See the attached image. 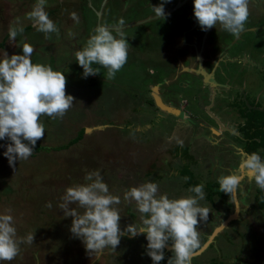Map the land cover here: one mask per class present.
Masks as SVG:
<instances>
[{"label": "rangeland", "instance_id": "374dc122", "mask_svg": "<svg viewBox=\"0 0 264 264\" xmlns=\"http://www.w3.org/2000/svg\"><path fill=\"white\" fill-rule=\"evenodd\" d=\"M145 1L142 0L138 8H134L135 5L132 3L128 4L131 6L115 3V6H121V11L113 16L106 13L100 16L89 6L91 3L85 1L83 3L79 0H47L45 10L59 31L50 33L46 38L45 34L37 31L27 18V13L32 10L36 0H0V43H4L3 46L0 45V56L3 51H6L9 57L13 54H23L22 45L24 43L32 45L35 49L31 57L33 63L51 65L53 70L63 72L66 77V95L75 98L72 108L62 119H52L46 115L40 118L45 127V135L37 141L33 155L28 160H17L15 168L9 165L7 157L3 154L10 141L0 142V214L11 209L10 214L14 217L17 236L26 237L29 233H33L35 237L32 245H21L20 254L13 261H0V264L134 263L147 247L148 241L144 235L133 237L135 239L123 236L115 252L105 249L99 256H91L87 253L82 240L76 238L70 231L73 218L65 217L59 208L61 197L67 187L88 183L84 179L87 173L99 170L104 182L109 186L110 193L121 198L118 207L121 215L119 223L123 230L130 224L140 223V213L136 211L135 202L123 200L124 192L131 187L145 182H155L159 185L160 193L168 194L169 198L191 195L187 192L191 187L189 179L185 181V176L182 177L178 173L184 169L180 158L171 156L177 149L178 152L186 153L182 155L184 158L188 156L193 158L194 147L189 141L191 139L189 135L198 139L199 133L200 139L196 146L205 151L207 157L205 159H209L211 165L213 164L211 157L216 155L220 161L224 160L221 164L227 167L233 164L231 167L238 169L239 172L238 163L248 156L244 149L242 156L235 153L234 157L232 136L221 133L215 126L213 127L216 132L202 128L200 122L207 119L213 123L214 117L208 108L202 110L195 99L190 100L187 119L184 118L185 115L180 117L179 111L177 115L167 114V110H160L156 104L155 94L152 95L150 90L152 86L157 92L158 86L149 84L151 78L148 74L154 71V66L158 62L164 61L163 56L170 60L168 59L170 56L166 55L163 48L160 50L158 48L166 43L172 33L178 31L182 18L189 15L185 12L187 10L185 6L167 14L164 19L149 20L154 13L151 5L157 6L158 3L159 6L161 0ZM257 1L258 3L255 2L257 4L264 3V0ZM110 5L111 3L106 6L105 2L94 4L96 8L101 6L105 11H109ZM165 6L166 3L164 8ZM262 10L264 4L258 9L249 8L245 31L239 37L219 28L211 34V40H216L214 43L216 49L225 50L230 56L238 55L242 59L250 60L245 64L223 62L220 65L223 72L219 74V79L232 85L246 82L248 89L252 91L249 95L251 104L264 90V11ZM72 12L78 14L79 23L71 19ZM147 12L151 13L147 21L144 20V23L135 27L129 26L128 22L134 21L131 18L138 19L148 14ZM120 18L125 20V32L129 43L127 63L112 80L106 78L107 70L103 68L98 75L84 78V70L76 61L75 52L83 48L97 25L115 24ZM189 19L192 23L193 18L189 16ZM17 22L24 27V32L18 34L16 42L12 43L9 41V28L16 27ZM184 23L186 24L185 21ZM69 32L73 35L69 36ZM166 44L168 46V42ZM171 44L175 47V42L172 41ZM181 52L185 57H193L185 50ZM252 61L256 64L253 65ZM175 63L177 65V62ZM176 65H171L174 71ZM209 66L213 69L212 64ZM155 68L165 75V71L161 68L158 66ZM182 74L185 77L184 82L190 79L193 83L202 84L201 78L197 79L189 72ZM159 77L162 80L163 76ZM159 85L163 87L160 83ZM206 86L205 88L208 89V85ZM195 87L196 84L192 88ZM193 92V90L165 88L161 89L160 93L164 99L162 101L172 106L165 101L173 100V105H180L184 98H193ZM207 92L209 91L206 90ZM230 92L231 90L225 91V94ZM262 95L264 97V93ZM227 104L225 99V107ZM237 104L242 115L246 107L238 102ZM229 113L230 110L225 114L224 120L229 119L231 125L235 119L245 120L244 116ZM251 115H254L258 123L264 121V111L261 109L252 111ZM194 122L196 125H192ZM82 128L86 129L83 137L77 142H72ZM244 129L241 128V131H245ZM260 134H258L260 140L264 139V133L260 132ZM237 136L234 142L244 148L246 145L243 138L241 135ZM208 139L220 140V147L212 146ZM200 140L204 143H200ZM227 143H231L230 146H227ZM261 154L264 156V149H261ZM235 164H238L237 167ZM207 168L208 166L203 162L196 164L195 173L200 175L196 176L194 181L201 183L208 176H213L214 172L209 174ZM203 171H208V174L206 172L202 175ZM246 174L247 171L241 169L243 178ZM221 175L225 174L222 172ZM250 186L248 192L243 193L242 196L241 206L246 209L244 212L238 210V215L243 218L242 221L245 223L244 220L249 219L250 222H246L247 225L236 220L230 223L210 247L206 239H200V247L195 252L202 246L206 249L202 254L192 258L191 264H264V208H249V205L258 203L255 195L258 188L254 180ZM211 194L214 199L218 196ZM207 198L208 196L205 195V199L200 201L201 206L207 207L210 211L207 222H201L197 226L200 234L205 232L212 221L218 222L212 225V228L219 227L227 215L235 210L232 205L234 196L224 193L221 198L227 205V212L217 220L216 209H221L220 205L223 203L216 199L212 203ZM49 202L52 204L51 208L46 206ZM173 255V252L167 255L160 264H168V260ZM147 261L153 264L150 256H147L145 264H148Z\"/></svg>", "mask_w": 264, "mask_h": 264}, {"label": "clouds", "instance_id": "9594fccd", "mask_svg": "<svg viewBox=\"0 0 264 264\" xmlns=\"http://www.w3.org/2000/svg\"><path fill=\"white\" fill-rule=\"evenodd\" d=\"M167 2L170 0H162L159 6L151 5L157 18H165L164 4ZM46 3L47 0H36L27 18L47 38L50 33H58L59 29L49 18ZM70 16L76 23L80 22L76 12ZM194 16L202 31L219 27L239 37L245 31L249 16L248 0H194ZM124 26L123 18L113 25H97L83 48L75 52L76 61L84 70V78L98 75L103 68L107 70L106 78L112 80L124 67L129 54ZM23 32L24 27L17 22L16 27L9 28V41L15 43L18 34ZM34 50L32 45L24 43L23 54L9 57L3 51L0 56V140L10 141L3 154L13 168L17 160H28L37 141L44 137L45 127L40 118L46 115L62 119L75 100L72 95H66L63 72L53 70L51 65L33 63L31 57ZM206 81L213 84L210 79ZM239 167L247 171L249 181L254 180L257 187L264 191V158L259 153L249 154ZM84 179L88 183L66 188L59 208L65 217L73 218L70 231L82 240L89 255L99 256L105 249L115 252L123 236L144 235L148 241L147 255L153 264H160L165 259L164 250L169 241L172 242L174 255L168 264H191L195 251L200 247L197 226L207 222L210 212L200 204L206 195L204 184L189 187L187 192L191 195L180 198L161 194L155 182L131 187L124 192L123 200L135 202L140 223L130 224L121 230L118 207L121 198L110 193L99 170L87 173ZM187 179L185 177V181ZM242 180L243 177L234 171L220 176L217 183L221 192L232 196ZM46 206L51 208V202ZM11 211L7 209L0 214V261H13L20 254L21 245H32L35 238L33 233L26 237L17 236Z\"/></svg>", "mask_w": 264, "mask_h": 264}, {"label": "flooded vegetation", "instance_id": "af4514ba", "mask_svg": "<svg viewBox=\"0 0 264 264\" xmlns=\"http://www.w3.org/2000/svg\"><path fill=\"white\" fill-rule=\"evenodd\" d=\"M79 1H84L87 2L89 4L90 7H92L94 9V11L97 13V15L99 14L100 16H102L103 14H107L109 16H113L114 14L118 13V11L121 9V6L118 7V6H115L114 4L117 3L118 5H120V3H122L123 5H126V6H131V5H128V4H134V8H138L139 7V3L142 2V0H79ZM92 1V2H91ZM144 1V0H143ZM153 1V0H151ZM105 2V5L107 6L109 3H111L110 5V8H109V11H105L104 8L102 10V7L100 6L99 8H96L94 6V4H97V3H103ZM147 2V0L145 1ZM258 1L257 0H248V7H256L258 9L259 6H262L264 3L261 4H257L255 3ZM260 2V1H259ZM73 3H75V1H73ZM156 3V1L154 2V4ZM161 3H162V0H161ZM157 6H158V3H156ZM187 6V10L185 11L186 13H188V15L190 17L193 18V21L192 23H190V19H189V16H184L181 20V27H179L178 31L174 32L171 34V36H169L170 38L167 39L166 43L168 42V46L171 48V49H174L175 48V52H178V51H187V53L189 54H192L193 57H184L185 59H182V64H179V66L176 65V59H172L171 61L170 60H167L164 58L163 56V60L164 61H161V62H158L157 65L155 66H158L159 68H161L163 71H165V75L155 68L154 66V71L152 72H149L148 76L151 78V81L149 82V84H154L153 86H158V84L160 83L161 85L163 84L164 86L162 87L163 89H171L174 90V89H181V90H193V98L191 99H187V98H184L183 100H185L186 102L180 104V105H173V100H170V101H165L171 105H173L174 107H179V108H182L183 106V111L182 113L180 114V117L184 114V110L185 108H189L191 105H190V100L192 101L193 99H195V101L198 102V106H200L202 108V110L206 109V107L209 105V104H214V100H216L215 98L217 97V99L219 98L220 100L218 101V104L219 106L221 107V109L224 111H228L230 110V114H233L235 115V113L237 114V116H240L241 115V111L239 110L240 108L237 106V102L244 105L243 107H246L247 109H249V112L251 110H259L261 109L262 111H264V97H263V93H264V90L261 91V93H259V96L257 97V100L255 102H253L251 104L250 102V98H249V95L252 94V91L250 89H248V85L247 83L245 82H242V83H238L237 85L233 83V85L227 81H221L219 78V74L222 73V68L220 69V66L218 67V69L216 68L217 66V63L218 61H220L222 59L221 62H224L226 61V63H241V59H240V56H230V55H226L224 56V53L222 52H219V48L216 49V46H212L214 49L210 50L211 47V44L214 42V40H211V34H212V31L216 29V27H213L210 30L208 31H202L201 30V27L200 25L198 24L195 16H194V0H170V2H167L166 3V6H165V16L171 12H175L177 10H179L180 8H183ZM105 7V6H104ZM189 7V9H188ZM119 8V9H118ZM127 8V7H126ZM262 9V8H261ZM121 11V10H120ZM124 10H122L123 12ZM264 10H262L263 12ZM121 12V13H122ZM148 13V12H147ZM261 13V12H260ZM102 14V15H101ZM153 14V18L150 17V19H158L155 15V13H152ZM151 13H148V14H144L142 15L141 17H139L138 19H132L131 20H134L133 22L129 23V26L130 27H135V25H139L141 23H144V20L147 21V18L148 16H150ZM115 19V18H114ZM113 19V20H114ZM129 20V21H131ZM141 21V22H140ZM184 21L186 22V24L184 23ZM111 23H109L110 25ZM108 25V24H107ZM113 25V24H111ZM126 26H124L125 28ZM173 41V43L175 42V47H173V45L171 44V42ZM164 44L163 46H160L158 49L160 50L161 48H163L162 50L165 51L166 55H167V50H166V47H167V44ZM172 45V47L170 46ZM134 48V47H132ZM221 51V50H220ZM185 55V54H184ZM149 56L151 57V55L149 54ZM223 56V57H222ZM171 57V56H170ZM170 57L168 59H170ZM179 57V56H178ZM177 57V58H178ZM180 58V57H179ZM242 58V57H241ZM181 59V58H180ZM167 60V61H166ZM166 61V62H165ZM188 61V62H187ZM165 62V63H164ZM250 62L247 61L245 59V61H243L242 63H248ZM253 65L256 64V62L252 61ZM164 63V64H163ZM163 64V65H162ZM210 64H212L213 66V69L210 68ZM171 65H176V70L178 72V82H176L177 80H172V82L169 81L170 77L172 75V72L174 71V67L172 69V66ZM189 65V66H187ZM221 65V64H220ZM195 66V67H194ZM264 66V65H263ZM169 67H171L170 69H168ZM179 67L182 69V72H181V69L179 70ZM187 67V69L185 70L184 68ZM191 67H194V68H191ZM208 67V69H207ZM263 69V68H262ZM203 71H206L208 74H211L212 78H213V84L211 83H206L208 84V89H206L205 87L206 84L204 83L205 82V76L203 73H201ZM264 70V69H263ZM184 72H189L190 74H193L195 75V77L198 79V78H201V81H202V84H199V83H193L192 81H190V79L186 80L184 82ZM169 74V75H168ZM159 76H163L162 80L159 79L160 77ZM170 83V84H169ZM165 84H166V87H165ZM177 84V86H176ZM196 84V87L195 88H192L194 85ZM176 87V88H175ZM174 88V89H173ZM204 88V90H203ZM153 87L151 86V90L150 92H152V95H153ZM206 90L209 91L206 93ZM230 94L227 93L225 94V91H230ZM162 97V96H161ZM255 97V96H254ZM214 98V100H213ZM210 100L209 104L208 105H205L203 101H207V100ZM225 99L226 101L228 102L227 106L225 107L224 105V102H225ZM224 101V102H222ZM237 101V102H236ZM178 108V109H179ZM243 110V109H242ZM164 111V110H162ZM167 114H169V112H167ZM172 114V113H170ZM163 115V114H161ZM166 115V113H165ZM164 115V116H165ZM188 116V115H187ZM188 117H185V119H187ZM214 119V123L216 124L217 128L221 129V125L216 121L215 117L213 118ZM245 120H236L234 121L233 125H229L227 124L226 122H223V120L220 118L221 122L224 123V125H226L227 127L237 131L239 134L238 135H241V137L243 138L245 144H246V137L244 134H242L243 131H241V128H243L246 124H247V118H243ZM211 122H209L207 119L206 121L204 122H200V125H203L202 128L204 130H212V127H211ZM143 128V127H142ZM225 133H228L229 131H224ZM230 133V132H229ZM233 132H231L232 134ZM236 135V133H233V135ZM199 133H198V139H200L199 137ZM238 137V136H237ZM189 138H192V135H189ZM240 138V139H242ZM196 137V139L193 138L192 139H189V141H191L192 143V146L194 147V153H193V158L191 159L189 156L188 157H183L182 155L186 154L185 152H178V150L176 149L175 152L171 155V156H174L175 155V158L176 157H179L180 158V162L182 163L184 169L185 168H188V169H191V171H189L188 173H184V175H182V172L184 171V169H182V171H179L178 173L183 177H187L188 179L191 178V180L194 182L193 185H191V187L193 186H196L198 184H204L205 187H204V191H205V194L208 196L209 195V192L211 191H214V195H218L215 199L218 200V201H221L223 204L220 205L221 209H216V214H217V220H218V217H222L223 214H225L227 212V205L222 201V196L224 195V192H221L219 190V184L217 183V180L221 175V173L223 172L225 175H228V174H231L232 172H237L239 175H241V169L239 170V172L237 171L238 169L234 168V167H231L233 164H231V166L227 167L223 164H221L222 162L219 161V158L217 159L216 155H213L211 158H215L213 164L214 166H212L211 164L209 165V159H205V151L202 149V148H198L196 145H197V142H199ZM177 142V140H175ZM203 140H200V143L202 142ZM204 143V142H202ZM220 140L219 141H215V144L217 147H220ZM189 151V148L187 149ZM245 151L247 152V154L249 155L250 153L245 149ZM198 154H201V156H199ZM260 155L262 156L263 154H261V151H260ZM170 156V157H171ZM169 157V158H170ZM207 158V157H206ZM199 162H203L204 164H206L208 166L207 170H209V174L213 173L214 172V175H210L208 176L205 180H203L201 183L199 181H194L196 178V176L200 175L198 173H195V170H194V166L196 164H198ZM241 163V161H240ZM240 163L238 164H235V166L237 167L238 165V168H240ZM231 167V168H230ZM203 169V167L201 168ZM187 170V169H185ZM218 170H220L219 172H217ZM231 170V171H230ZM228 171V173H226ZM207 174H208V171H206ZM206 172H201L202 175ZM246 177L243 178L242 182H241V185L240 187L237 189V191L233 194L234 198H233V204L234 205V211L232 213H234L236 211V197H237V200H238V205H239V211L241 212H244L245 211V207H242L241 205L243 204V193H247L248 190L250 189V185L252 183V181H249L247 179V174L245 175ZM202 177V176H201ZM212 186L211 188L209 186ZM258 188V187H257ZM258 192L255 194L256 195V200L257 199V195H259V188L257 189ZM236 194V196H235ZM213 195V196H214ZM242 198V199H241ZM208 199V198H207ZM214 198H209L208 201L214 203L215 201ZM261 208L263 209V207L260 206L259 203H254V204H251L249 205V208ZM260 210V209H259ZM228 214L227 215V218L232 214ZM239 213V212H238ZM226 218V219H227ZM238 219H241V221L243 220L242 217H240V214L237 216V218H234L232 219L230 223H232V221H235V220H238ZM225 220V219H224ZM216 221V220H215ZM215 221H212L213 223ZM244 221H246L247 223H249V219H245ZM211 222V223H212ZM223 222V221H222ZM221 222V223H222ZM245 222V223H246ZM242 223H244L242 221ZM244 223V224H245ZM247 223L245 225H247ZM228 224V225H229ZM251 225V224H250ZM253 226V225H252ZM228 227V226H227ZM226 229V227L224 228V230ZM223 231V230H222ZM221 231V232H222ZM206 229H205V232H203V234H200V239H206V242L209 240L211 234H206ZM170 245V248H165L164 250V255L167 256L169 254H171L173 251H172V242L169 241L168 243ZM214 242L211 245H213ZM209 246V247H210ZM147 253V247L146 249L144 250V253L142 254L141 258H140V261L137 262L136 264H144L143 263V259L145 257Z\"/></svg>", "mask_w": 264, "mask_h": 264}, {"label": "crops", "instance_id": "0c3cea01", "mask_svg": "<svg viewBox=\"0 0 264 264\" xmlns=\"http://www.w3.org/2000/svg\"><path fill=\"white\" fill-rule=\"evenodd\" d=\"M217 28H219V27H216V29ZM216 29L215 30H213V31H216ZM210 31H211V29H210ZM214 43H216V40H214V42L211 44V47L212 46H215V44ZM212 49H214L213 47L212 48H210V50H212ZM166 50H167V54L169 55V56H171L170 57V60H174V59H176V62H177V65H179V64H182V59H185L184 57V53H182V52H180V51H178V52H175L176 50L174 49V50H171V48L169 47V46H167L166 47ZM215 50V49H214ZM221 50V49H220ZM219 50V52H223L224 53V56H226V55H229L228 53H227V51H225V50H221L220 51ZM181 58H179V57ZM178 57V58H177ZM223 57V56H222ZM187 58V57H186ZM240 59H241V63L243 62V61H245V59L246 58H241L240 57ZM247 60V59H246ZM222 61V59L220 60V61H218V63H217V69H218V67L220 66V64H222L223 62H221ZM248 61V60H247ZM224 62H226V61H224ZM245 64V63H244ZM195 67V66H194ZM194 67H191V68H194ZM185 70L187 69V68H184ZM207 69H208V67H207ZM170 75H172L171 77H170V79H169V81L170 82H172V80H177L178 79V72H177V70H175V71H173L172 72V74H170ZM210 80L213 82L214 80H213V78L211 77L210 78ZM176 82H178V80L176 81ZM205 84L207 83V81L205 80V82H204ZM170 84V83H169ZM166 85V84H165ZM162 86H164L163 84H162ZM161 89H163L162 87H160V85L158 84V91L157 92H155V89H154V87H153V94H157V95H159L160 97L162 96V94L160 93L161 92ZM161 99L162 100H164L163 99V97H161ZM216 100H214V98H213V100L215 101L214 102V104H209V102H210V100L208 99L207 101H205L204 102V104L205 105H208L206 108H208V110L213 114V117H218L219 119L221 118L222 120H223V122H226L227 124H229L230 126H231V124H230V122H229V119H228V121H226V120H224V116H225V114H227V111L226 112H223V110L221 109V107L219 106V104H218V101L220 100L219 98L217 99V97L215 98ZM167 103V102H166ZM159 107V106H158ZM160 108V110L162 109V110H165V109H163V108H161V107H159ZM174 108H179V107H174ZM168 111V110H167ZM166 111V112H167ZM182 111H183V107L182 108H179V116H180V114L182 113ZM185 112H184V114H185V117L187 116V115H189V110H188V108H185V110H184ZM169 113H172V114H174V115H177L176 113L177 112H170V111H168ZM221 112H223V114L221 115ZM230 114V113H229ZM215 115V116H214ZM232 115V114H231ZM184 117V118H185ZM222 122V123H223ZM211 124V127H212V130L214 131V132H216V130L214 129V127L213 126H215L216 128H217V126H216V124L213 122V123H210ZM192 125H196L195 124V122H194V124L192 123ZM223 125H224V123H223ZM224 126H226V125H224ZM217 130L218 131H220L221 133H223V134H226V135H229V136H232L233 138V143L231 144V143H227V146H230V144L233 146V149H234V151H233V155H234V157L236 156V154L235 153H237L238 154V156H242L244 153H243V150L245 149V147L243 148V146L241 145V144H236V142H234V140L236 141V136L235 135H233V134H231V132L229 133H225L224 131H227V130H225V129H222V127H221V129H219V128H217ZM205 135V134H204ZM225 135V136H226ZM192 138H193V140H194V136H192ZM191 138V139H192ZM196 139V138H195ZM232 139H230V140H232ZM208 141H211L210 139H208ZM211 143H212V146H216V144H215V141H211ZM210 143V144H211ZM231 155H229V157H230ZM238 158V157H237ZM237 158H234V159H237ZM212 159V158H211ZM215 159V158H214ZM213 159V162L215 161ZM217 159H218V157H217ZM220 161V160H219ZM224 161V160H223ZM223 161H220V162H222L223 163ZM211 163H209V165H210ZM236 221H239V222H241L242 223V221L241 220H236ZM235 221V222H236ZM232 222H234V221H232ZM215 223H218L217 221H215L214 223L212 222V223H210L207 227H206V234H208L209 235V231H211V235H210V238H209V240L206 242V243H208L209 241H210V239H212L211 241H210V243L208 244V247L210 246V244H212L213 242H215L216 241V239L219 237V235H221L225 230L223 229V231L222 232H219V233H217L216 235H213V233H214V230L217 228H212V225H214ZM213 230V231H212ZM212 235H213V237H212ZM128 237H130V236H128ZM136 237H138V236H136ZM212 237V238H211ZM130 238H132V239H135V238H133V237H130ZM203 247V246H202ZM207 247V248H208ZM204 252V250L201 252V253H199V254H202ZM199 254H196V255H193V258H195L197 255H199ZM141 256L142 255H140V257H139V259L136 261H134V263H130V264H136L137 262H139L140 261V258H141ZM147 253H146V255H145V257L144 258H142L143 260V263L145 264L146 262V260H147ZM166 257V256H165ZM193 260V259H192ZM147 263L148 264H152V262H148L147 261Z\"/></svg>", "mask_w": 264, "mask_h": 264}, {"label": "trees", "instance_id": "16d2710c", "mask_svg": "<svg viewBox=\"0 0 264 264\" xmlns=\"http://www.w3.org/2000/svg\"><path fill=\"white\" fill-rule=\"evenodd\" d=\"M28 27H31V26H28ZM0 45L3 46L4 43H0ZM94 83H96V82H94ZM252 111H258V110H251L249 112V111H247V108H245V112L242 111V116H244V118H247V124L243 127V128H245L244 129L245 131L243 132V134L245 135L246 141H247L245 144L246 145L245 148L250 154L252 152H257L260 154L261 149H264V139L260 140L258 134H260V132L264 133V121L263 122L261 121V123H258L257 119L254 118V115H251ZM85 131H86V129L82 128L79 131L77 137H75L72 140V142L79 141L83 137V135L85 134ZM3 141H7V139L0 140V142H3ZM262 158H264L263 155H262ZM186 172L188 173L189 171L184 170V173H186ZM182 175H184V174H182ZM188 182L191 185L194 184V182L191 180V178L188 180ZM209 187L211 188L212 186H209ZM211 193H214V191L209 192L208 198H210V199L212 198ZM257 199H258V203L260 204V206L264 208V191L259 189V196L257 197Z\"/></svg>", "mask_w": 264, "mask_h": 264}, {"label": "water", "instance_id": "95a60500", "mask_svg": "<svg viewBox=\"0 0 264 264\" xmlns=\"http://www.w3.org/2000/svg\"><path fill=\"white\" fill-rule=\"evenodd\" d=\"M201 73H203L204 76L206 77L205 80H208V81H209L211 74H208L206 71H203V70H202ZM154 99H155V101H156V104H157L159 107H161V108H163V109H165V110H168V111L173 112V113L179 111V109L174 108V107H172V106H170V105L165 104V103L162 101L161 97H160L159 95H157L156 93H155V97H154ZM212 115H213V114H212ZM214 116H215V115H214ZM215 119H216V121L221 125L222 129H225V130H227V131H229V132L236 133L237 135L239 134L237 131H235V130H233V129L227 127V126H224L223 123L221 122V120H220L218 117L215 116ZM235 196H236V194H235ZM235 201H236V211H235L234 213H232L227 219H225V220L221 223V225H220L219 227H217V228L214 230L213 235H216L217 233L221 232L225 227L228 226L229 222H230L232 219H234V218L237 217V215H238V210H239V207H238L239 205H238L237 197H236ZM213 235H212V237H213ZM212 237H211V238H212ZM211 240H212V239H210V241H211ZM210 241H209L207 244H209ZM206 246H207V245H206ZM166 247H167V248H170V245L168 244ZM205 249H206V247L203 246L201 249H199L197 252H195L194 255L201 253V252H202L203 250H205Z\"/></svg>", "mask_w": 264, "mask_h": 264}, {"label": "bare ground", "instance_id": "6f19581e", "mask_svg": "<svg viewBox=\"0 0 264 264\" xmlns=\"http://www.w3.org/2000/svg\"><path fill=\"white\" fill-rule=\"evenodd\" d=\"M212 76H210V78H211Z\"/></svg>", "mask_w": 264, "mask_h": 264}]
</instances>
